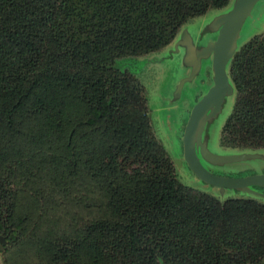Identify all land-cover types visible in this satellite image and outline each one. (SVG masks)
<instances>
[{"label":"trees","instance_id":"trees-1","mask_svg":"<svg viewBox=\"0 0 264 264\" xmlns=\"http://www.w3.org/2000/svg\"><path fill=\"white\" fill-rule=\"evenodd\" d=\"M230 1L0 0V247L33 215L18 210L20 183L79 178L97 188L95 215L63 226L53 212L36 237L42 264H264V203L181 183L143 84L116 64L162 50ZM228 75L220 144L264 150V31L237 48Z\"/></svg>","mask_w":264,"mask_h":264},{"label":"rangeland","instance_id":"rangeland-1","mask_svg":"<svg viewBox=\"0 0 264 264\" xmlns=\"http://www.w3.org/2000/svg\"><path fill=\"white\" fill-rule=\"evenodd\" d=\"M233 2L234 0H231L229 5L223 9H210L204 15L189 20V25L187 22L185 26L201 30L208 21L227 12ZM263 31L264 0H258L240 30L237 47ZM215 37V31L206 32L200 38L199 45H205L209 39ZM175 42H173V46ZM173 46L142 56L120 58L116 64L132 72L143 84L147 97L146 110L149 113L152 130L173 160L177 179L185 185L207 192L220 200L229 197H251L264 203V187L251 186L249 189L221 191L217 187L202 182L187 167L183 159L182 147L184 127L191 108L211 86L212 72L210 61L208 62L207 59L202 62L198 75L187 80L191 74V67L185 64L182 59L183 50L180 49L176 52ZM184 79L185 82L182 85ZM234 97V90L225 96L219 109L206 121L201 137L206 149L214 155H235L238 158L246 156L219 165H214L210 160H201V162L210 171L230 177L264 173V150L227 148L220 144L221 127L232 110ZM196 145L199 146L197 142ZM71 179L75 180L74 185L70 184L66 178L33 179L32 183L28 182L25 186V181L23 184L20 183L21 181L19 182L18 210L33 215H29L30 221L26 234L20 237V241L24 239L21 244L17 246L20 241L13 240L9 245L0 247V264H42L46 256L40 249L36 237L40 236L46 228L48 230L51 227L52 221L49 222V220H53V212L61 214L63 226L66 219L68 225H80L95 215V208L86 205L100 198L96 192L97 188L81 185L79 178ZM65 183L66 185H64ZM36 190L43 191V194L36 196ZM87 190H91V193H87ZM36 206L42 207L44 212L39 211ZM67 212L69 215H66ZM41 213L44 215L39 219V215L35 214ZM45 218L46 222H44ZM40 222L41 229L35 232L33 227Z\"/></svg>","mask_w":264,"mask_h":264},{"label":"water","instance_id":"water-1","mask_svg":"<svg viewBox=\"0 0 264 264\" xmlns=\"http://www.w3.org/2000/svg\"><path fill=\"white\" fill-rule=\"evenodd\" d=\"M257 1L234 0L227 12L208 21L201 30H196L193 27L181 29L173 46L176 52L180 49L183 50L182 59L185 64L191 67V74L187 80L198 75L204 60L210 61L212 84L193 105L189 113L182 135L183 159L187 167L202 182L217 187L221 191L249 189L251 186L264 187V173L230 177L210 171L201 162V160H210L214 165H219L246 156L238 158L235 155H214L206 149L201 136L206 121L219 109L225 96L234 90L228 75V64L238 48L237 39L240 30ZM213 31L216 32V37L200 46V38L206 32ZM184 82L185 79L182 85ZM180 89L181 86L178 89L179 92ZM196 142L199 146H195ZM0 240L2 239L0 238Z\"/></svg>","mask_w":264,"mask_h":264},{"label":"crops","instance_id":"crops-1","mask_svg":"<svg viewBox=\"0 0 264 264\" xmlns=\"http://www.w3.org/2000/svg\"><path fill=\"white\" fill-rule=\"evenodd\" d=\"M189 23L190 22H188L187 24L189 25ZM186 24H184L181 28L183 29V28H185V27H190V26H185ZM180 32V31H179ZM179 32H178V34L176 35V37L174 38V40L169 44V45H167L165 48H163V49H167L169 46H170V48H172V46H173V42H175L176 41V39H177V37H178V35H179ZM214 38H211V39H209V40H213ZM208 62H209V60H208Z\"/></svg>","mask_w":264,"mask_h":264}]
</instances>
